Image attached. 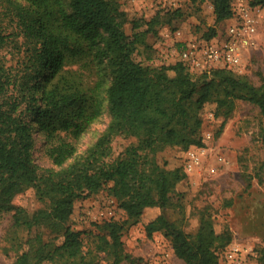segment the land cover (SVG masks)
<instances>
[{
  "label": "trees",
  "instance_id": "1",
  "mask_svg": "<svg viewBox=\"0 0 264 264\" xmlns=\"http://www.w3.org/2000/svg\"><path fill=\"white\" fill-rule=\"evenodd\" d=\"M199 1L211 2L215 24L232 15L233 0ZM249 1L264 6V0ZM5 2V15L16 18L17 31L0 30V47L21 37L24 49L17 50L21 58L14 67L0 55V217L11 214L14 229L0 251L14 253L11 264H101L102 259L134 264L121 237L128 224L142 223L147 237L158 232L168 237L185 264H218L217 252L230 243V231L215 233L205 211L195 234L166 218L163 210L181 206L176 186L186 175L161 166L156 155L166 148L202 147L200 111L210 101L216 103L215 116L224 119L221 129L237 100L254 105L264 121V73L255 86L228 69L194 79L180 61L144 67L134 61V52L145 32L168 20L156 14L144 32L133 21L127 34L126 15L112 0ZM215 34L212 28L206 38ZM84 69L92 72L91 80ZM105 109L107 126L82 156H75L66 137L78 140ZM37 129L45 134L46 155L56 169L39 168L33 160ZM117 136L136 143L113 158L111 142ZM260 140L264 146V131ZM28 188L43 204L33 212L12 205ZM105 188L126 220L95 224L101 232L94 248L85 250L80 232L68 222L76 201ZM151 211L155 215L147 216ZM32 229L37 233L24 241L15 237L16 231Z\"/></svg>",
  "mask_w": 264,
  "mask_h": 264
},
{
  "label": "rangeland",
  "instance_id": "2",
  "mask_svg": "<svg viewBox=\"0 0 264 264\" xmlns=\"http://www.w3.org/2000/svg\"><path fill=\"white\" fill-rule=\"evenodd\" d=\"M5 0H0V30L8 34L17 31L16 18L5 15ZM119 4L125 13L127 22L125 30L131 34L133 21L139 24L138 31H146L148 22L158 14L162 25L155 26L145 32L144 43L138 45L133 54L135 62L144 67L157 68L178 61L174 32L180 31L186 39L208 40L206 35L210 29L215 36L221 34L227 26V20L218 24L214 22L213 8L210 1L199 0H112ZM248 3L249 0H245ZM233 3V1H232ZM259 16L257 46L250 51L246 60L245 72L235 74L246 76L253 85L260 84L264 73V6H253ZM214 37V36H213ZM212 38V37H211ZM210 39V38H209ZM10 40H16L10 38ZM18 43L9 42L0 47V55L7 66L14 67L21 58L18 49L23 50L19 37ZM85 75L92 72L84 69ZM192 73V72H191ZM203 74V73H202ZM202 74L192 73L194 79ZM216 103L204 104L200 111L202 125L199 137L202 147L191 146L187 150L166 148L157 153L156 159L166 169L180 168L186 178L177 184L176 190L181 194L180 208L165 209L166 218L176 224L184 233L195 234L199 226L200 212L211 219L215 233L225 229L231 233L230 243L217 252L218 264H264V146L260 134L264 131V121L257 108L245 101L237 100L231 116L225 121L215 116ZM109 122V114L105 109L102 115L92 123L78 140L73 141L77 157L82 156L95 142ZM34 147L32 157L35 164L42 169L54 168L46 155V137L41 131L34 130ZM134 138L117 136L111 142L112 157H117L131 144ZM190 152L197 158L193 167L189 166ZM263 164V165H262ZM190 169V170H189ZM12 205L23 207L33 212L43 207L33 189H27L16 195ZM156 211L147 213L154 216ZM126 216L117 202L102 189L98 193L75 202L68 225L79 231L84 249H93L96 236L101 232L96 226L107 221L124 222ZM11 214L0 217V247L8 245L7 238L13 237ZM37 230L16 231L15 237L24 241L34 236ZM123 252L131 256L134 264H185L177 258L172 249L170 239L163 233H154L147 237L143 224H128L121 237ZM238 251L231 258L229 251ZM101 256H103L101 254ZM13 252L5 254L0 251V264H11ZM101 264H109L102 259ZM121 264H130L127 261Z\"/></svg>",
  "mask_w": 264,
  "mask_h": 264
},
{
  "label": "built area",
  "instance_id": "3",
  "mask_svg": "<svg viewBox=\"0 0 264 264\" xmlns=\"http://www.w3.org/2000/svg\"><path fill=\"white\" fill-rule=\"evenodd\" d=\"M136 1L139 0H132ZM227 21L224 31L208 40L186 39L180 31H175L178 61L192 73L228 69L235 74H243L249 53L257 46L259 16L247 1L233 0L232 15ZM189 160L190 167L196 165L197 158L193 152H190ZM237 251V248H232L229 256L232 258Z\"/></svg>",
  "mask_w": 264,
  "mask_h": 264
}]
</instances>
